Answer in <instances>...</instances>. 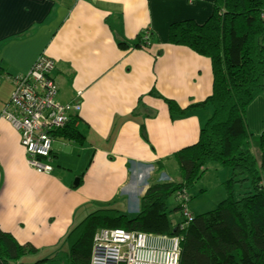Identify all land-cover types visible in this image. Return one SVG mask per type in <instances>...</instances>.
<instances>
[{
	"label": "crops",
	"instance_id": "obj_1",
	"mask_svg": "<svg viewBox=\"0 0 264 264\" xmlns=\"http://www.w3.org/2000/svg\"><path fill=\"white\" fill-rule=\"evenodd\" d=\"M214 2L0 0V230L38 251L15 264L65 260L67 235L89 206H99L94 200L134 209L158 161L167 164L158 180H172V154L196 143L211 117L208 107H188L211 96L213 77L209 59L169 43V28L185 20L205 24ZM146 30L157 41L151 51L135 47ZM42 55L55 62L57 101L81 103L75 127L86 139L81 146L57 137L54 144L65 143L53 145L50 175L28 165L19 133L2 117L11 77L27 74ZM164 99L187 114L172 118ZM246 123L254 137L264 133V91L248 107ZM71 153L78 168L65 167Z\"/></svg>",
	"mask_w": 264,
	"mask_h": 264
},
{
	"label": "trees",
	"instance_id": "obj_2",
	"mask_svg": "<svg viewBox=\"0 0 264 264\" xmlns=\"http://www.w3.org/2000/svg\"><path fill=\"white\" fill-rule=\"evenodd\" d=\"M263 14L264 0H215L205 24L185 20L170 26L169 43L209 59L213 77L211 96L188 107H208L211 117L196 143L172 154L179 179L158 180L167 170V164L158 161L155 176L139 199L137 213L98 208L68 233L65 260L58 255L35 264H90L93 239L100 229L180 237L179 264H264V133L258 138L256 154L252 146L255 137L246 123L248 107L264 91ZM155 42L154 35L146 30L137 37L135 47L151 51ZM164 101L172 118L187 114L188 109L182 110L175 101ZM72 118L53 134L54 141L60 137L83 146L85 135L75 127L76 116ZM211 162L231 170V178L224 183L227 197L210 212L194 216L189 211L193 221L185 228L179 224L172 227L168 201L176 200L174 210L182 221L183 204L186 202L188 209L192 200L189 189ZM241 182H249L252 189L236 199L235 187ZM36 253L33 246H22L0 230L3 264H15L23 256Z\"/></svg>",
	"mask_w": 264,
	"mask_h": 264
},
{
	"label": "built area",
	"instance_id": "obj_3",
	"mask_svg": "<svg viewBox=\"0 0 264 264\" xmlns=\"http://www.w3.org/2000/svg\"><path fill=\"white\" fill-rule=\"evenodd\" d=\"M54 71L55 62L45 55L40 56L27 74L13 79L14 91L2 112V117L20 135L28 165L45 175L54 170L51 165L53 134L66 127L82 109L81 103L57 101ZM183 209L179 224L182 229L193 221L186 202ZM93 240L90 264H179L181 239L177 236L101 229Z\"/></svg>",
	"mask_w": 264,
	"mask_h": 264
},
{
	"label": "rangeland",
	"instance_id": "obj_4",
	"mask_svg": "<svg viewBox=\"0 0 264 264\" xmlns=\"http://www.w3.org/2000/svg\"><path fill=\"white\" fill-rule=\"evenodd\" d=\"M58 92H59V87H58ZM60 130H62V129H60ZM64 143L65 142H63V141H58L55 144L53 143V145H54V148H57V147H60L62 144L64 146ZM258 144H259V139L255 137L253 139L252 146H253V151L256 154L258 152ZM73 148H74V153H75V149H77V147L73 146ZM74 153H71V155H67L64 157L65 158V165H66L65 167H68V168L72 167L74 169L79 167L78 158L73 156ZM93 153H94V150L92 151V154ZM89 164H90V162H88V158H85V160H84V157H83V165H85L83 171L85 173L88 171ZM177 171H178L177 164L175 163L174 160H172L171 166H170L168 172H166V174L171 179L178 180L179 174ZM231 175L232 174H231L230 169L225 168V167L218 165L216 163H213V162L209 163L206 167V172L203 175V177L191 189H189V193H190V195H192V200L188 204L189 211L194 216H198V215H201V214H204V213H207V212H210V211L216 209L218 207V205L220 204V202L223 201L227 197V193H226L224 183L227 182L231 178ZM160 177L161 176L158 175V179ZM77 179L78 178H73L72 183H75V181ZM250 188H251V185L249 182H241L238 185H236V187H235L236 199H240L241 197H244L246 195V193H249ZM138 199H139V197L137 196L136 197V200H137L136 207H139V205H138L139 200ZM94 202H96L99 205L96 207H102V208L114 207V208L118 209L119 211H121L122 213H130V215H131V213H137L138 212L137 210L134 211V209L136 207L134 209H132L131 207H127V209H126L125 206L122 203L118 202L117 199L113 200L112 202H111V200L109 202H102V201L94 200ZM176 206H177L176 200L174 198H171L168 201V208H169L168 217L171 221L172 227H176L178 224L181 223V217L179 216V214H177L178 212L176 213L174 210ZM96 207L91 205L87 208V211L94 212L98 209ZM92 212H89V213H92ZM100 230H98V231H100Z\"/></svg>",
	"mask_w": 264,
	"mask_h": 264
},
{
	"label": "water",
	"instance_id": "obj_5",
	"mask_svg": "<svg viewBox=\"0 0 264 264\" xmlns=\"http://www.w3.org/2000/svg\"><path fill=\"white\" fill-rule=\"evenodd\" d=\"M78 181H79V180L77 179L76 182H75V185H78ZM174 231H176V229H175Z\"/></svg>",
	"mask_w": 264,
	"mask_h": 264
}]
</instances>
